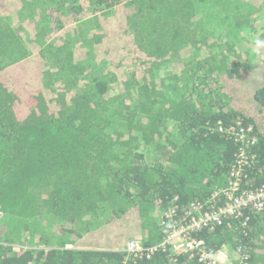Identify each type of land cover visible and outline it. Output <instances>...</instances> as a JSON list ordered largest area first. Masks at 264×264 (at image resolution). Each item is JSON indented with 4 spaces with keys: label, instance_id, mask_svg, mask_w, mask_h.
I'll return each instance as SVG.
<instances>
[{
    "label": "trees",
    "instance_id": "trees-1",
    "mask_svg": "<svg viewBox=\"0 0 264 264\" xmlns=\"http://www.w3.org/2000/svg\"><path fill=\"white\" fill-rule=\"evenodd\" d=\"M258 38L264 0H0V264H201L124 248L228 184L220 123L254 127L264 183ZM197 235L264 264V211Z\"/></svg>",
    "mask_w": 264,
    "mask_h": 264
},
{
    "label": "built area",
    "instance_id": "built-area-1",
    "mask_svg": "<svg viewBox=\"0 0 264 264\" xmlns=\"http://www.w3.org/2000/svg\"><path fill=\"white\" fill-rule=\"evenodd\" d=\"M218 131L232 136L239 145L235 153V163L230 172V179L226 186L218 188L207 199V207L203 203L193 202L191 208L179 215L177 206L173 205L178 197H174L171 204L161 210L160 225L164 226L165 235L155 245H145L138 238L130 239L124 248L125 261L132 257L150 258L156 251H169L170 257L189 253L196 256L201 264H250V254L244 247H238L237 256L233 257L229 244L219 248L209 247L197 232L205 228L222 225L229 219L241 218L245 211L261 213L264 211V183L248 187V168L254 164L257 154L252 147L258 142L252 125H245L242 121L225 126L220 123ZM4 215L0 208V217ZM227 254L226 260L214 259L220 253Z\"/></svg>",
    "mask_w": 264,
    "mask_h": 264
},
{
    "label": "clouds",
    "instance_id": "clouds-1",
    "mask_svg": "<svg viewBox=\"0 0 264 264\" xmlns=\"http://www.w3.org/2000/svg\"><path fill=\"white\" fill-rule=\"evenodd\" d=\"M255 47H256V50L259 51L260 49L264 48V39H257L255 41ZM214 259H218V260H226L227 259V254L225 252H220L218 253Z\"/></svg>",
    "mask_w": 264,
    "mask_h": 264
},
{
    "label": "rangeland",
    "instance_id": "rangeland-1",
    "mask_svg": "<svg viewBox=\"0 0 264 264\" xmlns=\"http://www.w3.org/2000/svg\"><path fill=\"white\" fill-rule=\"evenodd\" d=\"M220 13H222V11H219V14H220ZM223 16H224V13H223L222 17H223ZM209 21H210V20H209ZM209 21H208L207 19H205L204 22H205V25H206V26H210V25L212 24V23H209ZM41 247H46V246L41 245Z\"/></svg>",
    "mask_w": 264,
    "mask_h": 264
},
{
    "label": "crops",
    "instance_id": "crops-1",
    "mask_svg": "<svg viewBox=\"0 0 264 264\" xmlns=\"http://www.w3.org/2000/svg\"><path fill=\"white\" fill-rule=\"evenodd\" d=\"M133 238H138L139 240H142L144 242V240H143V238L141 236H133V237H131V239H133Z\"/></svg>",
    "mask_w": 264,
    "mask_h": 264
}]
</instances>
